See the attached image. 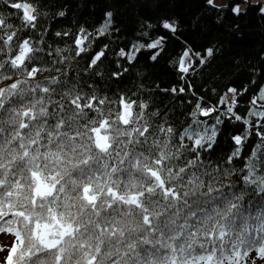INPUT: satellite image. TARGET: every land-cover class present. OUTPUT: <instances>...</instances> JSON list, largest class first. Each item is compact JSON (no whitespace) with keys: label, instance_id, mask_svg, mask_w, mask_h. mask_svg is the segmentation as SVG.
Wrapping results in <instances>:
<instances>
[{"label":"trees","instance_id":"obj_1","mask_svg":"<svg viewBox=\"0 0 264 264\" xmlns=\"http://www.w3.org/2000/svg\"><path fill=\"white\" fill-rule=\"evenodd\" d=\"M257 1L226 0L222 5L228 7L217 10L207 0H166L168 9L157 12L151 6L158 0H27L45 6L38 29L20 35L43 48L39 55L46 59L57 48L71 55V40L61 41L54 32L84 27L95 33L106 11L114 18L106 35L94 41L110 49L104 79L87 81L103 89L97 95L103 104L89 107L93 93L63 77L52 83V77H60L52 64L38 65L45 71L36 81L16 88L10 87L12 80L0 79V243L10 238L1 264H264L254 251L264 248V194L244 181L240 158L225 163L233 150L230 136L243 127L224 118L215 151L193 154L191 141L175 132L191 122L196 100L190 94L147 95L154 84L183 86L173 64L183 46L175 40L166 44L167 59L155 68L148 59L152 50L142 49L121 80L110 77L117 64L129 67L117 55L121 48L162 36L167 31L160 27L162 18L171 17L169 22L179 24V41L230 46L227 57L209 58L214 59L211 75L196 77V95H204L205 107L229 86L253 88V66L257 73L264 66V15L250 7L262 4ZM236 4H241L240 16L231 12ZM142 5L151 12L141 14ZM58 11L66 15L54 16ZM0 15L16 27L21 24L22 11L5 0H0ZM237 26L243 40H233ZM193 27L199 30L192 33ZM120 95L150 107H121ZM246 99H238L241 107ZM164 121L173 123V132L162 130ZM96 130L106 137L104 146L96 143ZM41 184L42 192L37 190Z\"/></svg>","mask_w":264,"mask_h":264},{"label":"snow or ice","instance_id":"obj_2","mask_svg":"<svg viewBox=\"0 0 264 264\" xmlns=\"http://www.w3.org/2000/svg\"><path fill=\"white\" fill-rule=\"evenodd\" d=\"M247 2V0H246ZM207 4L219 10L220 8H227L228 5L217 6L214 0H207ZM5 5L10 6L12 9L22 11V20L19 27L14 26L8 22V18L0 15V79L12 80L10 87L16 88L19 84L36 81L38 73L45 71L43 67L38 65L52 64L53 70L60 73V77H52V83H59L61 77L64 78V82L73 83L78 90L83 91L86 87L93 95L90 98L89 107L92 104H103L104 99H97L98 93L103 91L98 87H92L88 84V80H91L93 84L97 81L103 80L102 75L105 62L109 60V46L104 44L100 47L99 44L94 46V41L98 37H104L108 32L114 18L112 11H106L104 13V22L95 31V33H89L84 27H80L76 32L68 30L57 31L53 33L54 37H59L61 41L67 42L71 40V44L68 45L67 51L71 52V55L63 56L62 53L65 49H55L48 52L47 59L39 55L44 52L43 48L33 47L30 39L24 38L20 33L24 32L25 35L34 33L39 27V19L42 15L40 9L45 5L41 3L39 6L33 3L27 2V0H12L10 5L5 0ZM157 12L161 10H167L168 4L166 0H158L154 6ZM151 7L148 5L141 6V14H149ZM250 7H257L259 14L264 15V6L261 5H250ZM231 12L240 16L242 10L239 4H236L231 8ZM65 11H58L54 16L64 17ZM171 17L168 19L162 18L160 27L164 30L162 36H159L149 43H133L131 48L127 51L125 48H121L117 53L119 58H123L125 63L129 67H123L117 64V71L111 72L110 77L117 81L121 80L122 77L128 73L132 67L134 61H137V54L142 49H150L152 53L148 59L152 62V67L155 68L161 61V59H167V48L166 44H171L173 40L179 42L184 50L180 54L179 61H173L176 67V74L179 76L178 85L168 88H162L159 84L150 86V90L147 95L151 96L154 93L161 94H175L180 97L181 94H190L195 100L193 111L190 113L191 122L187 126H182V130L176 131L175 135L183 141H191L188 145L192 148L193 154L204 153L208 154L214 152L217 146V137L221 135V129L219 126L225 124L227 118L229 123L236 124L239 122V126L243 127V131L239 134L231 135L230 139L233 142V150L228 154L225 163L232 165L237 158H240L244 167L242 169L243 179L249 185L259 188L261 193L264 194V85L259 83V80H264V66L260 73H257L255 66L250 73L251 84L253 88L244 86L243 88L227 87L226 92L223 94L217 93V100L214 105L205 107L208 104L207 99L204 95H196V91L199 89V85L196 83V77L205 73L211 75L214 68V59L218 57H227L230 53V46H225L223 49L217 47L215 44L212 46L197 45L195 41L191 43H184L179 41V38L175 35L178 31V22H169ZM195 23V22H194ZM149 28L152 25H148ZM118 30V29H117ZM159 30V29H158ZM198 27L190 29L192 33L198 31ZM169 33L172 36H169ZM147 36V33L144 34ZM180 35H184L183 32ZM245 38V34L242 33L237 26L233 32V40L239 41ZM187 40L188 37H185ZM43 42V41H42ZM46 44V42H44ZM202 48L203 51H196V48ZM99 49V50H97ZM60 56V60H52L53 55ZM264 61V57H261ZM65 64L70 65V68L56 67V65ZM84 65V69L81 70L80 65ZM85 73H87V79H85ZM143 75V74H138ZM259 76V80L255 77ZM15 77V79H13ZM24 77V79H20ZM37 83H40L37 81ZM44 83H49L46 79ZM138 90H143V85ZM47 91V89H45ZM212 92L216 93V89H212ZM250 92L254 93V98L249 97ZM227 93L232 94V101H227ZM105 98L107 95H104ZM247 98V99H246ZM239 100L246 99V105L241 107L238 103ZM203 101V104L201 103ZM119 102L121 107L129 108L133 105H137L144 109H148L150 105L143 100L133 99L132 96H119ZM259 105V106H257ZM171 107V105H169ZM157 115H161L157 113ZM211 118L212 122L209 123L208 119ZM173 123L164 121L163 131L169 133L173 132ZM256 251V258L264 259V248ZM250 255V254H249Z\"/></svg>","mask_w":264,"mask_h":264},{"label":"rangeland","instance_id":"obj_3","mask_svg":"<svg viewBox=\"0 0 264 264\" xmlns=\"http://www.w3.org/2000/svg\"><path fill=\"white\" fill-rule=\"evenodd\" d=\"M225 2H226V0H225ZM225 2H219V0H214L215 5H222ZM257 2H261L262 3L261 6H264V0H262V1L261 0H258ZM239 6H241V4H239ZM138 43H142V42H138ZM142 44H144V43H142ZM261 85H264V81L262 82ZM226 98H227V101L230 103L232 101V94L231 93H227V97ZM260 103H264V101H261ZM257 106H259V105H257ZM95 141H96V143L99 146H104L106 144V142H107L106 141V137L103 135V133H101L100 131H97V130L95 132ZM41 186L42 187H40L38 185L37 190L39 189V191L42 192L46 188H43L45 186H43L42 184H41ZM41 230L44 231V229H41ZM9 246H10V238L7 237V236H4L2 238V240H1V243H0V264L2 263V261L5 258V256L7 255Z\"/></svg>","mask_w":264,"mask_h":264},{"label":"crops","instance_id":"obj_4","mask_svg":"<svg viewBox=\"0 0 264 264\" xmlns=\"http://www.w3.org/2000/svg\"><path fill=\"white\" fill-rule=\"evenodd\" d=\"M219 2H225V0H221V1L219 0Z\"/></svg>","mask_w":264,"mask_h":264}]
</instances>
